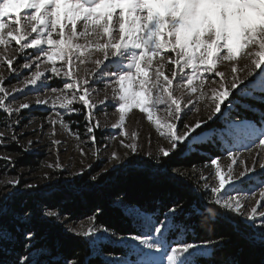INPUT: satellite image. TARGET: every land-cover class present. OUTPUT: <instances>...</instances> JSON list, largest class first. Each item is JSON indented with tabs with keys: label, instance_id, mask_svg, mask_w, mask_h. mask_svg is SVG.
Wrapping results in <instances>:
<instances>
[{
	"label": "snow or ice",
	"instance_id": "1",
	"mask_svg": "<svg viewBox=\"0 0 264 264\" xmlns=\"http://www.w3.org/2000/svg\"><path fill=\"white\" fill-rule=\"evenodd\" d=\"M25 9L31 11L22 15ZM18 57L20 63H16ZM225 66L227 71L223 70ZM3 70L9 72L10 78L5 77ZM257 72L264 78V0H0V112L10 118L5 130L0 131V147L10 142L19 143L18 130L13 125L20 123L21 110L31 108L33 103L51 105L53 109L58 104L60 109L66 110L65 114H79L81 109L73 108V104L82 103L88 109L86 136L93 145L97 139L96 129L101 127L94 111L98 104L104 112L107 102H114L112 107L119 115L112 127L117 129H123L128 114L138 109L146 114L147 121L168 145L159 146L155 156L151 151L146 153L156 164L171 163L167 158L174 160L190 144L209 139L202 135L203 126L209 121H213L211 127L218 130L219 140L225 143L230 142L234 126L244 127L253 144L250 154L259 149L251 166L243 153L228 150L227 165L221 166L219 156L211 159L215 169L211 176L215 183H209L210 177L203 169L193 166L190 171L198 173L197 186L209 192L208 203L217 206L224 218L239 217L251 222L248 227L256 229L258 226L264 239V207L260 206V200L254 206H246L245 200L254 197L240 196L243 188L235 183L243 184V177L247 176L249 184L259 180L256 187L264 189V171L259 176L251 175L256 172L257 164L264 170V126L259 131L254 126L235 125L234 121L225 126L217 116L226 101L227 107L232 108L236 99L233 92L241 85L247 87L245 80ZM55 78L58 79L53 86L50 80ZM13 81L17 86H11ZM97 84L105 85L104 97L100 100L97 97L101 90L97 89ZM16 93L24 97L35 95V100L15 104L19 99ZM201 105L207 112L206 119L188 122L190 117L201 113ZM157 113L162 115L157 116ZM55 115L56 120L47 119L52 126L50 139L56 134L57 123L69 130L61 112L56 111ZM8 131H11L10 136H6ZM73 135L80 154L86 155L79 147L85 142L80 133ZM120 135L128 140H121V146L137 154L140 150L138 134L122 131ZM28 143L31 145L32 141ZM60 143L52 139V144ZM93 156L99 159V150L94 151ZM0 160L12 163L11 156H2ZM112 161L120 163L118 153H111L109 163ZM46 167L62 170L58 162ZM236 167L243 170L237 174ZM103 171L107 172V167ZM165 171L173 179L188 178L182 166L166 167ZM73 175L83 176L84 173ZM90 179L96 181L98 175H90ZM6 183L17 186L21 182L14 178ZM24 187L32 189L36 185ZM259 195L264 200V191ZM180 208L177 204L169 209L172 217H166L167 225L151 227L150 231L159 239L149 233L131 237L142 246L137 249L145 257L142 264H164L165 257L166 264H198L196 258L208 255V248L213 247L217 252L223 250L224 237L209 239L203 245L179 240L175 216ZM126 211L130 215L138 214L134 206H127ZM198 211L194 209L193 215ZM208 211L216 214L213 209ZM44 215L63 223L61 215L54 211H45ZM89 221L88 227L80 223L67 230L82 238L109 233L108 228L96 224V215L89 217ZM165 232L169 235L165 236ZM111 236L115 237L116 233ZM173 236L177 237L176 246H172ZM31 237L29 233L26 239ZM153 252L161 255L153 256ZM18 264L40 262L25 255ZM67 264L78 262L73 259ZM106 264L129 262L109 259Z\"/></svg>",
	"mask_w": 264,
	"mask_h": 264
},
{
	"label": "trees",
	"instance_id": "2",
	"mask_svg": "<svg viewBox=\"0 0 264 264\" xmlns=\"http://www.w3.org/2000/svg\"><path fill=\"white\" fill-rule=\"evenodd\" d=\"M263 108L262 103H257ZM241 118L258 121L256 114L243 109ZM6 119L0 112V123ZM219 142V141H218ZM198 151L184 152L167 158L171 163L156 164L150 158L131 161L120 170L98 176L99 168L86 172L67 185H45L13 195L5 212L0 213V264H18L23 256L40 264H106L105 256L120 257L127 249L111 243H100L95 253L89 241L67 230L68 224L88 220L96 215V224L108 228L118 237L142 234L141 222L123 206H134L138 212L151 216L158 224L169 218V209L181 206L175 216L179 232L187 242L203 245L209 239L224 237L225 246L217 252L211 247L208 258L199 257L200 264H264V242L256 239L248 224L239 217L224 218L221 210L208 203V194L188 178L173 179L165 168L183 167L187 173L211 163L214 157H224L221 144L196 145ZM174 156L176 154H173ZM37 162L29 156L20 159V166L34 168ZM198 213L193 215V210ZM213 209L216 213L209 212ZM61 215L63 223L44 215L45 211ZM66 217V219H64ZM172 216H170L171 218ZM68 221V223H64ZM175 229V228H174ZM31 233V239L26 236Z\"/></svg>",
	"mask_w": 264,
	"mask_h": 264
},
{
	"label": "rangeland",
	"instance_id": "3",
	"mask_svg": "<svg viewBox=\"0 0 264 264\" xmlns=\"http://www.w3.org/2000/svg\"><path fill=\"white\" fill-rule=\"evenodd\" d=\"M31 10H23L22 15L25 12ZM31 52L32 50H28ZM16 63H20V58L18 57ZM59 64V62H58ZM15 66V65H14ZM225 71H227V66L224 67ZM3 74L6 78H10L9 72L7 70H3ZM57 79H51L50 82L53 86L56 85ZM8 80L6 79L5 83L7 84ZM245 85H241L239 89L233 92V97L236 99L233 101V106L231 109L227 107L228 102H225V105L222 106V112L217 114L220 117V121L225 126L232 124L233 121L235 125H247L254 126L258 131L261 130L262 126H264V119H261L264 116V106L261 108L257 103H262L264 105V78L259 75L253 77H248L245 80ZM12 87L17 86L16 81L12 82ZM97 89H100L99 95L97 97L98 100L103 99L104 92L102 89L105 87L104 84H97ZM27 91V89H25ZM110 91V90H109ZM16 96L19 99L15 102L24 103L29 102L32 103L35 100V95H30L28 97H24L20 93H16ZM232 99V97H230ZM114 102L108 101L106 111L101 112V106L98 104L97 108L94 111L97 113L96 120L99 121L100 128L96 129V144L93 145L90 140L87 139L86 136V128L85 125L87 120L85 119L86 113L88 111L87 108L82 106V103L74 102L73 108H80L81 111L79 114L66 113L65 109H60L58 104L56 109H53L51 105H35L33 103L32 107L29 109H22L20 112V123L13 125L15 129L18 130V140L19 143L10 142L6 147H0V157L2 156H11L12 163L9 164L7 161L0 160V213H3L7 210L8 203L12 200L13 195L24 193L29 190V188L24 187L27 184L36 185L35 188L43 187L47 185H67L72 182L75 178H80V175H73V173H78L83 171L90 172L95 168H99L98 176L105 174L107 172H113L120 170L121 168L128 165L131 161H143L148 159L149 157L146 155L148 151L153 153V156L156 155L157 149L159 146L167 147V142L158 136L155 131V126L147 121L146 114H142L138 111V109H134L131 113L128 114L125 120V126L123 129H117L112 127L118 121V113H116L112 107ZM14 104V106H15ZM237 105L239 107H237ZM118 106V105H117ZM202 111L198 115H193L190 117L188 122H194L197 118L206 119L207 112L204 110V106L201 105ZM243 109H248L253 111L256 114L258 121H250L244 118H241L239 115H245L246 112ZM59 111L63 115V119L65 123H68L69 130L63 129L59 123L55 126V136L52 139L59 140L61 143L59 145L52 144V139L49 138V133L52 130V126L47 123V119L50 117L53 120H56L57 117L55 112ZM157 116L162 115L161 113H157ZM10 118L6 117L4 121L0 123V131L5 130V124L8 123ZM213 121H209L208 124L204 125V131L198 129V132H202L203 136L209 137V139H204L201 142L193 143L188 146L186 152L194 153L198 151L196 145L202 143H210L218 147L217 144H221V148L224 149L225 156L221 157V166H225L229 163L227 159L228 150L243 153L244 159L247 161L249 166L253 163V157H255V152L259 151L256 149L255 151L250 150L253 148L252 141L247 138L246 129L244 127H233V135L230 137V142L225 143L224 141L219 140L218 130L213 129L211 125ZM41 125H43V130H41ZM35 130V132L33 131ZM122 131H127L128 133L136 132L138 134V143L140 145V150L137 154H132L128 149H125L121 146L120 141L124 140L128 142V140L120 135ZM79 132L81 135V140L85 141L80 144V148L83 149L86 155L82 156L80 154V150L77 148L78 142L76 141L73 133ZM11 131L6 132V136H10ZM196 135V134H193ZM149 139L151 140V145L149 146ZM191 139V138H190ZM31 140L32 144L29 145L28 141ZM219 141V142H218ZM187 143V142H185ZM183 147V146H181ZM99 150L100 158L96 159L93 156V152ZM112 152L118 153L121 158L120 163L116 161H112L109 163V157ZM128 153L125 156V153ZM24 156H29L34 159L38 164L34 168L22 167L20 166V159ZM257 160L259 158H256ZM59 163L62 165L61 169L53 170L51 168L46 167L48 164H56ZM91 167H87L88 165ZM107 167L108 171L105 172L103 169ZM198 169H203L204 174L209 176V183H215L214 178L211 174L214 172V167L211 166V163L205 166H201ZM236 173L238 174L243 169L240 167H236ZM264 171L259 168L257 164L256 172L252 173L253 176H259V174ZM189 174L193 180L198 182V173L193 174L192 172ZM18 178L20 179V185L13 186L7 184L8 180ZM248 177H243V184L240 181H235V183L242 187L243 190L239 193L240 196L244 197H254L253 199L245 200L246 206H254L257 201L260 200V206L264 207V200L260 199L259 193L264 191V189L257 188L256 185L260 183L259 180L255 182V184H249ZM203 181H199V184H202ZM251 190V191H250ZM209 195V192L203 190ZM236 194V193H233ZM124 209L127 206H123ZM259 211V208H258ZM138 220L139 227L142 229V233H149L152 235L154 239H159L158 236L155 235L154 232H151L150 229L152 226H159L151 216L138 212V214H133ZM172 216V214L169 215ZM241 219V218H240ZM246 224H250L251 222L244 221ZM64 223H68V221H64ZM80 223H84L85 227L89 226V219L84 220L77 223L68 224V227H78ZM161 224H168V219H166ZM255 234L256 239L264 242V239L261 238V234L259 231V227L256 229H251ZM175 231V229H173ZM165 236H168L169 233L165 232ZM97 237H102L101 239H97ZM132 236L128 237H112L109 232L107 235L104 233H97L94 237L85 238L89 241L94 253L95 257L99 256L95 251L100 249V243H111L115 246L125 247L127 249L125 255L120 257H107L105 256V260L109 259H120L126 260L129 264H142L145 259L144 256L140 255L137 249L142 248L138 244V242L131 240ZM172 246H176L177 237L173 236L172 238ZM179 240H185V236L180 233ZM95 241V243H92ZM208 255L200 256L203 258H208L211 255V247L207 249ZM153 256H160V253H152ZM33 256L29 257L32 259ZM199 258V257H197ZM196 258V259H197ZM164 264H166V257L164 260ZM198 264H200L198 262Z\"/></svg>",
	"mask_w": 264,
	"mask_h": 264
}]
</instances>
